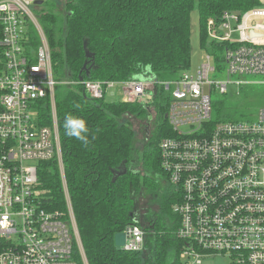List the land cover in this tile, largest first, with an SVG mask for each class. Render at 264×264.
Wrapping results in <instances>:
<instances>
[{"label": "built area", "instance_id": "obj_1", "mask_svg": "<svg viewBox=\"0 0 264 264\" xmlns=\"http://www.w3.org/2000/svg\"><path fill=\"white\" fill-rule=\"evenodd\" d=\"M41 5H36V2ZM51 0H0V264H88L64 179L55 109L56 86L80 85L90 100L112 90L122 103L156 109L167 98L164 119L172 135L158 145L163 180L179 199L172 206L175 236L187 243L179 260L201 264L210 254L232 264H264V108L238 121L213 120L212 94L243 87L244 76L264 77V7L226 11L207 21L208 40L194 74L173 80L141 78L56 81L51 50L38 16ZM34 27L38 40L31 38ZM36 69V70H34ZM226 73V80H214ZM236 76L238 81L232 82ZM264 84L263 82H259ZM49 98L52 127L38 123L37 102ZM149 120V119H148ZM57 161L67 218L46 207L39 187L43 164ZM125 252H140L145 233L133 224L121 233Z\"/></svg>", "mask_w": 264, "mask_h": 264}, {"label": "trees", "instance_id": "obj_2", "mask_svg": "<svg viewBox=\"0 0 264 264\" xmlns=\"http://www.w3.org/2000/svg\"><path fill=\"white\" fill-rule=\"evenodd\" d=\"M195 2L199 45L218 63L224 45L208 40L207 21H219L226 11L243 13L254 8L256 0H65L62 17L53 12L50 1L46 6L52 8L37 18L51 50L55 80L176 79L190 68V14ZM29 32L36 43L35 28ZM81 91L80 85L56 90L55 107L64 179L87 263L180 264L179 254L187 243L175 236L178 223L167 228L163 220L172 218V206L179 200L173 191L163 194L155 219L151 214L144 216L145 227L131 207L141 189L156 186L155 177L164 178L158 145L172 135L164 119L167 98L160 106L155 102L162 122L139 154L134 148L136 133L124 118L149 117V110L137 103L90 100ZM48 104L47 98L37 102L41 127L51 125ZM212 106L214 123L247 118L241 102L225 97ZM66 115L87 122V147L66 136ZM39 180L46 207L67 218L56 160L42 165ZM133 224L145 233L144 247L140 252H125L115 245V236ZM73 254L83 264L76 249Z\"/></svg>", "mask_w": 264, "mask_h": 264}, {"label": "rangeland", "instance_id": "obj_3", "mask_svg": "<svg viewBox=\"0 0 264 264\" xmlns=\"http://www.w3.org/2000/svg\"><path fill=\"white\" fill-rule=\"evenodd\" d=\"M256 1L257 3L254 5V8L264 7V0H256ZM64 3L65 0H51V4L54 5L53 12L57 13V15L61 17L65 13L63 8ZM49 6H43L42 7L43 10L41 12L50 10L52 6L50 7ZM190 24H191L190 26L191 59H190V68L188 72L194 74L196 68L201 65L204 59V51L201 49L199 45V15H198L197 2L194 3L193 8L191 10ZM213 79L226 80L227 76L226 73H222L220 75L216 74ZM238 80L239 78L236 76L231 77L232 82H236ZM242 80L248 82V84L243 87H238L236 85L229 86L228 94L226 98L235 104L241 102V104H243L246 107L245 110L246 116L252 115L253 113L257 112L259 109L264 108V84L259 83L264 81V77L250 75V76H244ZM73 86H77V85H72L70 87ZM65 87L66 86L58 85L56 86V90H60ZM81 92H83V89ZM111 92H112L111 94L109 93L106 94L105 96L106 102L118 100L119 95L117 91L114 89ZM223 98L225 97L219 94H212L213 102L221 100ZM47 99L49 100V98ZM162 99L163 98L161 99L158 98L156 100L159 106L160 103L161 104L163 103L161 101ZM49 104H50V100H49ZM49 104L48 106L50 107V110L52 112V107ZM160 115L161 114L159 113V109L158 110L150 109L149 117L137 119L131 116H127L126 118H124V121L129 122L136 133V137L134 140L135 143L134 148L137 153L141 154L143 147L147 143L146 141L152 138V136H154L155 134L157 135L158 128L160 126V123L162 122L160 119ZM52 123H53V119H51L50 127H52ZM137 153L136 156H138ZM155 178L157 180L156 186H153L152 188L149 189H143V191L141 189L140 193L131 203V207L132 210L134 211L135 216L142 220V226L144 227L145 225H147V222L145 223L144 216L151 214L154 215L153 219H155L157 213H159L158 205L160 200L162 199L163 194L167 193L169 189H171L170 186L166 182H164L162 177L161 178L155 177ZM171 215H173L172 211H171ZM163 220L167 222L166 224L167 228H171L174 224L176 225L177 223L176 220L174 219V216H172V218L165 217ZM179 261L180 264H187L185 263L184 259H181ZM201 261H202L201 264H232L231 259L228 255H221V254H210L204 256Z\"/></svg>", "mask_w": 264, "mask_h": 264}, {"label": "clouds", "instance_id": "obj_4", "mask_svg": "<svg viewBox=\"0 0 264 264\" xmlns=\"http://www.w3.org/2000/svg\"><path fill=\"white\" fill-rule=\"evenodd\" d=\"M64 129L66 136L75 138L76 140L80 141L84 147H87L89 145L90 130L87 126V122L84 119L75 117L73 115H66L64 121Z\"/></svg>", "mask_w": 264, "mask_h": 264}, {"label": "water", "instance_id": "obj_5", "mask_svg": "<svg viewBox=\"0 0 264 264\" xmlns=\"http://www.w3.org/2000/svg\"><path fill=\"white\" fill-rule=\"evenodd\" d=\"M36 5H41V2H36ZM123 235L122 234H117L115 236V245L118 247V246H121L123 244Z\"/></svg>", "mask_w": 264, "mask_h": 264}]
</instances>
